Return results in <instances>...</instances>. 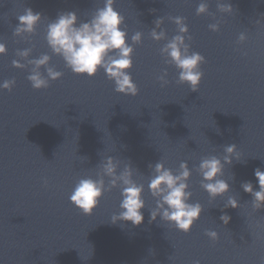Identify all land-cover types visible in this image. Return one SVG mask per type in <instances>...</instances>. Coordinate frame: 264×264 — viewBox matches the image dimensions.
I'll use <instances>...</instances> for the list:
<instances>
[{
    "label": "water",
    "instance_id": "95a60500",
    "mask_svg": "<svg viewBox=\"0 0 264 264\" xmlns=\"http://www.w3.org/2000/svg\"><path fill=\"white\" fill-rule=\"evenodd\" d=\"M105 2L0 0L6 52L0 55V264H264V204L254 208L241 187L251 183L258 192L254 173H264V0H114V11L124 18L119 30L133 48L126 74L136 97L116 93L103 69L93 78L74 75L46 42L47 28L60 14L75 13L78 28ZM201 3L208 11L197 16ZM218 5L233 11L220 12ZM25 9L41 19L33 33L14 36ZM175 18L185 21L189 54L205 61L197 92L177 83L178 70L161 55L179 34ZM157 19L163 21L159 28ZM152 31H163L165 39L153 41ZM136 33L141 42L133 45ZM43 55L50 57L46 67L62 76L37 91L27 77L35 67L30 61ZM13 60L23 69L13 68ZM38 71L47 79L44 67ZM165 72L162 86L158 77ZM13 80L11 92L2 88ZM232 145L236 152L226 165L224 149ZM209 157L220 160L223 175L217 179L229 188L216 199L200 187L204 181L194 170ZM109 158L118 163L117 175L128 167L133 182L143 186L139 226L111 222L122 211L119 182L91 216L70 203L77 182L95 181ZM158 162L173 175L181 163L190 172L187 203L199 204L202 212L187 235L161 219L159 198L150 194L149 165ZM229 199L236 209L226 207ZM221 216L230 218L227 224ZM206 232H215L217 241Z\"/></svg>",
    "mask_w": 264,
    "mask_h": 264
},
{
    "label": "clouds",
    "instance_id": "9594fccd",
    "mask_svg": "<svg viewBox=\"0 0 264 264\" xmlns=\"http://www.w3.org/2000/svg\"><path fill=\"white\" fill-rule=\"evenodd\" d=\"M114 0H106L103 9H98L89 23H82L77 28V16L75 13L60 14L57 20L50 23L47 28L46 42L51 52L62 58L65 66L77 76H87L93 78L98 70L103 69L109 81L114 82V91L124 96L136 97L138 95L137 87L132 83L131 76L126 73L132 69L133 48L127 46L125 31L119 30L124 24V18L121 17L113 9ZM208 11L207 4L201 3L196 10V15L201 16ZM218 11L231 13L233 10L229 5H218ZM19 26L14 31V36H19L21 33H33L36 25L41 19L39 14H33L30 9H25V13L18 18ZM161 19L154 21V24L159 28L162 24ZM176 25L179 33L161 49V55H166L170 65L175 66L179 72L177 83L180 85L187 84L191 92H197L201 82L203 73L199 70L200 65L204 64V58L196 53L189 54L188 46L184 43V35L188 32L185 26V21L182 18L171 20ZM211 32H217L218 28L215 25H210ZM153 41L165 39V33L160 32L159 35L155 31L150 33ZM191 39V37H188ZM241 41L244 36L239 37ZM141 42V34L136 33L131 37V43L138 45ZM115 52L116 55L111 56L109 53ZM6 54L5 47L0 45V55ZM20 56L26 57L28 52L19 53ZM50 57L47 55L41 56L37 60L30 61L35 65L27 79L33 90H42L49 87V81L55 82L59 80L62 73L56 72L50 67ZM12 67L15 69H23V65L18 64L15 60L12 62ZM44 67L47 79L43 78L38 71ZM167 73H163L158 77V82L162 86L167 85V81L163 78ZM15 81L4 82L2 88L11 92ZM226 155L223 163L231 164L228 157L233 156L236 152V146L232 145L224 149ZM235 158H239L236 156ZM118 163H114L113 159L109 158L101 165L100 171L97 173V178L81 179L77 182L72 194L69 197L70 203L80 211L84 216H91L94 210L98 207V202L103 197L104 193L111 192L117 188L119 182L122 202L120 209L122 210L118 216H113L111 222L117 221L131 223L134 227L141 225L143 216L141 210L145 207L141 199L143 186H137L132 180V171L125 167L124 170L117 175ZM154 178L150 180L149 191L151 196L158 199L156 208L162 212L161 219L168 224L174 225L175 229L187 235L194 223L199 220L202 208L199 204H189L187 201L191 197L190 192H186L188 185L185 183L189 179L190 172L187 165L181 163L179 171L173 175L170 170H165L162 163H157L153 167ZM198 171L202 177L203 183L200 187L208 194L210 199H216L224 196L228 191V184L223 180L217 179L223 175V166L219 159L209 157L201 161ZM255 179L258 181L259 191L254 192L251 183L241 185L245 194L251 195L254 198L253 207L259 209L261 204H264V173L258 169L255 170ZM108 178L109 186L104 187V178ZM46 183V182H45ZM226 207L236 209L238 207L234 199H229ZM158 212H151V220H155ZM228 216H221L220 220L227 224ZM205 235L213 242L217 241L218 237L215 232H206Z\"/></svg>",
    "mask_w": 264,
    "mask_h": 264
}]
</instances>
